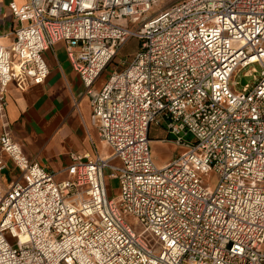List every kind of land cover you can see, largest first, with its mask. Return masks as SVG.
<instances>
[{
  "label": "built area",
  "instance_id": "1",
  "mask_svg": "<svg viewBox=\"0 0 264 264\" xmlns=\"http://www.w3.org/2000/svg\"><path fill=\"white\" fill-rule=\"evenodd\" d=\"M156 3H9L19 28L0 44V122L14 75L42 85L43 55L62 43L109 154L48 172L3 125L0 174L7 158L19 178L0 184V264H264V0H180L148 18ZM130 39L132 58L97 88ZM152 127L181 150L160 169Z\"/></svg>",
  "mask_w": 264,
  "mask_h": 264
},
{
  "label": "crops",
  "instance_id": "2",
  "mask_svg": "<svg viewBox=\"0 0 264 264\" xmlns=\"http://www.w3.org/2000/svg\"><path fill=\"white\" fill-rule=\"evenodd\" d=\"M25 1L0 0L2 46L10 45L12 34L19 28L8 8L9 3L21 6ZM43 58L48 76L42 85L33 86L24 76L14 75L6 91V108L0 122V131L6 125L4 130L20 147L23 155L52 173L68 167L71 156H107L109 152L100 141L91 121L85 89L67 61L64 45L56 44L44 53ZM100 86L99 80L96 87ZM157 130L162 137L154 140L150 138L151 142H161L163 139V130ZM151 156L153 159L152 152ZM4 161L7 169L11 170L13 166L9 160L4 158ZM165 163L161 162V165Z\"/></svg>",
  "mask_w": 264,
  "mask_h": 264
},
{
  "label": "rangeland",
  "instance_id": "3",
  "mask_svg": "<svg viewBox=\"0 0 264 264\" xmlns=\"http://www.w3.org/2000/svg\"><path fill=\"white\" fill-rule=\"evenodd\" d=\"M177 0H158L154 9L152 10L151 13L148 14V18H150L152 15L158 13L163 9V7L169 5L170 3H173ZM126 21V20H125ZM241 46L239 43H234L232 44V47L234 49H237ZM137 47V41L130 39L128 40L124 46L121 48L119 54L116 56V58L112 61V63L109 65V67L105 70V72L101 75L100 81L102 84L106 82V80L110 77L111 72L113 69L119 65L120 62L125 61V60H130L133 56V53H135ZM255 67V66H253ZM257 68V67H256ZM240 80V75L238 78L235 79V81ZM252 78H250L248 81L251 82ZM237 89H240L238 87ZM159 131L157 128L152 127L151 132H150V138L151 139H157L160 138ZM163 138H165V134L163 133ZM150 151L153 154V163L157 168H162L166 166L168 163L171 162L173 158H175L177 155L181 153V150L175 148L174 146L170 144H165L161 143L159 141H152L150 144ZM166 161V163L162 166L161 162ZM108 171L104 172L105 176V182H106V187L108 190V198L110 199H117L119 195V187L118 183L116 181H110L107 178ZM1 185L2 189L4 190L7 186H9L11 183L16 182L19 178V174L15 169H6L4 170L1 175ZM217 183V176L215 173H209L202 178V187L207 191V192H212L216 186ZM126 223L131 227L133 231L136 233H140L139 227H137L134 224V220L131 217H127L125 219Z\"/></svg>",
  "mask_w": 264,
  "mask_h": 264
},
{
  "label": "water",
  "instance_id": "4",
  "mask_svg": "<svg viewBox=\"0 0 264 264\" xmlns=\"http://www.w3.org/2000/svg\"><path fill=\"white\" fill-rule=\"evenodd\" d=\"M242 84H243V82H242Z\"/></svg>",
  "mask_w": 264,
  "mask_h": 264
}]
</instances>
